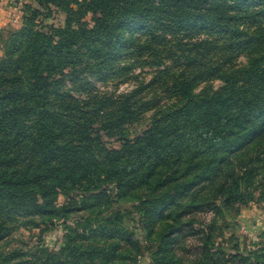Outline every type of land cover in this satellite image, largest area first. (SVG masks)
<instances>
[{
  "label": "trees",
  "instance_id": "trees-1",
  "mask_svg": "<svg viewBox=\"0 0 264 264\" xmlns=\"http://www.w3.org/2000/svg\"><path fill=\"white\" fill-rule=\"evenodd\" d=\"M55 10L62 26L48 23ZM13 37L0 58V241L7 224L63 220V257L31 264H118L120 245L137 264L141 242L118 215L70 214L142 192L150 264H264V248L215 249L197 217L264 180V0H30ZM187 237L203 244L180 257Z\"/></svg>",
  "mask_w": 264,
  "mask_h": 264
},
{
  "label": "rangeland",
  "instance_id": "rangeland-1",
  "mask_svg": "<svg viewBox=\"0 0 264 264\" xmlns=\"http://www.w3.org/2000/svg\"><path fill=\"white\" fill-rule=\"evenodd\" d=\"M29 3L30 0H0V58L7 53L8 47L12 45L13 34L21 30L25 7ZM53 17L48 23L57 26L64 24L65 15L63 13L55 10ZM240 61L244 64L245 59L242 58ZM144 79L147 81L151 79V71H148V75ZM112 87L111 84L107 86L98 84L96 90L102 95L107 93L119 95L122 92H128L133 89L134 84L131 86L122 85L118 89ZM148 122L149 115L141 123L131 127L129 132L131 134L141 132L145 129ZM105 140L109 143V146H119L116 141L108 140L107 138ZM263 181L260 180L251 187L252 189L249 191V198L246 202L223 208L220 214L210 212L197 216L202 221L203 227L208 228L209 225L213 227L212 242H214L215 249L220 246L223 247L227 254L242 253L243 255L250 254L252 257L254 252L264 248ZM109 189L112 190V187ZM143 196L142 192H140L135 196L136 198L133 197L121 205H116L114 201H110L109 203L103 202L100 206L90 210L75 207L74 211L76 212L70 214V224L74 222L84 224L86 219L96 218L103 222L118 215V223L120 222L125 227H128L130 231L137 233V238L141 242L142 253H144H140V256L136 257L137 264H150L153 252L157 249V242H155L157 236L153 235L150 239L145 231L141 234L142 228L140 229L141 226L137 223L138 217H143L144 210H140V199ZM61 202H64L63 198ZM63 223V220L37 217L31 221L23 220L18 223L7 224L11 232L0 241V257L2 259L3 257H8L4 264H31L37 261V258H43L46 253L63 257L60 254L66 233ZM202 225L200 223L197 224L198 227ZM158 226L159 224L155 228V235L161 231V226ZM198 240L200 239L197 237H187L184 240L185 248L178 251L179 256L185 257L189 248L201 246L203 241L200 240L201 243L199 244ZM96 241L95 239L81 238L78 242L86 248L85 245L97 244ZM118 248L120 260L127 259L126 262L118 260V264H135L133 263L135 253L132 252V249H129L131 250L129 251L124 245H120Z\"/></svg>",
  "mask_w": 264,
  "mask_h": 264
}]
</instances>
